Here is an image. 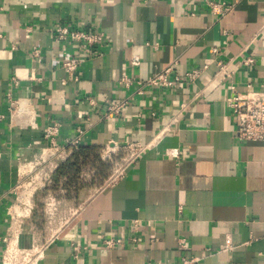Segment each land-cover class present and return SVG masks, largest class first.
<instances>
[{
    "label": "crops",
    "instance_id": "crops-1",
    "mask_svg": "<svg viewBox=\"0 0 264 264\" xmlns=\"http://www.w3.org/2000/svg\"><path fill=\"white\" fill-rule=\"evenodd\" d=\"M215 1L229 10L214 14L207 0H0V264H264V142L241 141L228 106L231 84L264 91V0ZM56 23L104 39L88 51L58 41ZM70 57L81 59L74 72ZM167 67L201 72L173 87L119 83ZM117 102L122 111L105 118ZM52 122L60 145L144 151L115 183L98 186L88 170L68 195L54 176L76 147L47 148Z\"/></svg>",
    "mask_w": 264,
    "mask_h": 264
},
{
    "label": "built area",
    "instance_id": "built-area-1",
    "mask_svg": "<svg viewBox=\"0 0 264 264\" xmlns=\"http://www.w3.org/2000/svg\"><path fill=\"white\" fill-rule=\"evenodd\" d=\"M207 6H209L214 14L218 15H223L230 8V6H228L226 3L217 2L215 0H207ZM53 33L58 41H70L75 44L80 43L83 44L88 51H90L94 45L102 42L104 39V35L100 32H88L81 27L74 28L68 25H63L61 23H56L54 25ZM35 52L37 53V50ZM131 62L133 65L139 64V59L134 58ZM80 63V58L70 57L65 59L63 65L67 69V71L74 72L78 69ZM245 63L252 64L253 59H247ZM218 64L220 72H225L226 65L222 62H219ZM200 72V70H194L188 71L184 75H180L179 73L174 71L173 67H167L149 77L145 81H136L130 76H125L120 80L119 83L126 86L127 88H130L135 84L146 86L173 87L174 85H176V83L180 82L184 78L188 79L189 81H193L200 75ZM230 88L231 96L228 99V106L236 122L235 133L237 137L241 141L264 142V91L249 89L243 92L239 91L235 84H231ZM8 97L11 103V110L16 111L19 104L18 100H14L11 93L8 94ZM124 106L125 102L110 104L109 106H107L106 111L104 112V117L108 118L114 114L120 113ZM59 129L60 124L58 122H52L44 129V135L48 141L47 148H49L52 153H62L67 145L72 147L80 146L79 139H66L65 143L63 145H60L58 142ZM143 151L144 147L136 143L119 145L113 142L101 148V159L114 165V171L106 181L107 185L115 183L124 174L125 167L122 165H130L136 162ZM123 153H125V155H122ZM120 155H122L121 162L117 159V157ZM40 157L43 159L44 153H41ZM31 183H34V181H22L17 186V188L25 187L26 185H30ZM0 239L7 241L6 237ZM120 241L121 240L107 239L105 243L108 246H113L120 243ZM181 244L184 246V241H182ZM232 248L233 245L231 243V240L228 239L226 241V249ZM37 253V256H39L40 252L38 251ZM26 255L27 262L33 260L32 255ZM197 262L198 260L196 258L183 257L180 264H197Z\"/></svg>",
    "mask_w": 264,
    "mask_h": 264
},
{
    "label": "trees",
    "instance_id": "trees-1",
    "mask_svg": "<svg viewBox=\"0 0 264 264\" xmlns=\"http://www.w3.org/2000/svg\"><path fill=\"white\" fill-rule=\"evenodd\" d=\"M89 167L95 170L92 183L102 184L107 179L110 164L101 160L100 149L80 145L72 149L70 157L55 173L54 181L64 179L66 193L78 195L86 186L81 182L82 173Z\"/></svg>",
    "mask_w": 264,
    "mask_h": 264
},
{
    "label": "rangeland",
    "instance_id": "rangeland-1",
    "mask_svg": "<svg viewBox=\"0 0 264 264\" xmlns=\"http://www.w3.org/2000/svg\"><path fill=\"white\" fill-rule=\"evenodd\" d=\"M102 160V159H101ZM102 161H104V160H102ZM104 162H106V161H104ZM107 163H109L110 164V169H109V172H108V176H107V179L109 178V176L112 174V172L114 171V165L112 164V163H110V162H107ZM88 170H91L92 172H93V169H91L90 167L89 168H87V169H85V171H84V173L86 172L87 174H89V175H87V176H85L86 177V179H90V178H92V173L90 172V171H88ZM98 186L100 185V184H97ZM103 185V184H102ZM101 186V185H100ZM47 208H48V210H49V212L50 213H52V212H54V211H56L55 209H56V206L53 204V203H50L49 202V204L47 205ZM55 213V212H54Z\"/></svg>",
    "mask_w": 264,
    "mask_h": 264
}]
</instances>
